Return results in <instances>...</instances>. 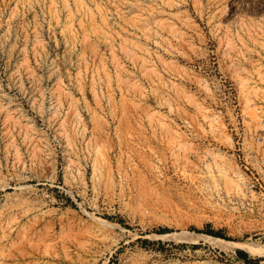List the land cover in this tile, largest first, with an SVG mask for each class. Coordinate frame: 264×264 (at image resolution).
Returning a JSON list of instances; mask_svg holds the SVG:
<instances>
[{"label":"rangeland","instance_id":"obj_1","mask_svg":"<svg viewBox=\"0 0 264 264\" xmlns=\"http://www.w3.org/2000/svg\"><path fill=\"white\" fill-rule=\"evenodd\" d=\"M263 104L264 0H0V264H233L176 235L252 242L210 175Z\"/></svg>","mask_w":264,"mask_h":264},{"label":"built area","instance_id":"obj_2","mask_svg":"<svg viewBox=\"0 0 264 264\" xmlns=\"http://www.w3.org/2000/svg\"><path fill=\"white\" fill-rule=\"evenodd\" d=\"M255 111L256 129L248 130L243 119L229 130L227 128L232 144L233 171L230 176L237 182L241 195L237 192L221 194L220 201L221 210L247 227L243 232L248 235V240L264 244V104L256 106ZM248 256L252 264H264V257ZM233 264L250 263L237 259Z\"/></svg>","mask_w":264,"mask_h":264},{"label":"bare ground","instance_id":"obj_3","mask_svg":"<svg viewBox=\"0 0 264 264\" xmlns=\"http://www.w3.org/2000/svg\"><path fill=\"white\" fill-rule=\"evenodd\" d=\"M132 5L135 6L136 4L134 3ZM137 6L138 5H136V7ZM152 14H154V13H152ZM145 23H146V27L148 25L154 26V27L152 26L149 29V32H148L150 35L149 37H154V35L156 36V32L159 30V28L161 29L163 27V25L158 24V22L156 21V18H154V17H149V18L147 17V19L145 20ZM156 94L160 95L159 93H156ZM250 109H252V108L250 107ZM252 117H253V119L257 120L256 111L255 112L253 111ZM226 141L229 144H231V141L229 138ZM219 156H221V155H219ZM226 165H227V167H220V169L218 168L219 173L217 175H219V177L221 179L218 178L217 175H213V174H211L210 177H211V179L215 180L216 186L218 185V187H216V188L220 189L219 185L224 183L223 186L225 185V189H226L227 194H232L234 192H237V194L241 195V191L237 185V182L230 176V172L233 171V167L229 163H227ZM218 167H219V165H218ZM95 219L99 223H101L100 225H104V226L111 225L110 222H108L104 219H99V218H95ZM176 237L180 238L182 240L188 241V242L201 243V244L207 245L213 249H216V250L223 252V253H226V254L234 253L237 250H242V251L246 252L247 254H249L250 256H252L253 258L264 257V244L257 243V242L230 241V240H226L224 238L216 237L213 235L198 234V233L189 232V231H183L181 233H178L176 235Z\"/></svg>","mask_w":264,"mask_h":264},{"label":"trees","instance_id":"obj_4","mask_svg":"<svg viewBox=\"0 0 264 264\" xmlns=\"http://www.w3.org/2000/svg\"><path fill=\"white\" fill-rule=\"evenodd\" d=\"M207 234L208 235H213V236H220L219 233H215L213 231H208ZM238 256H239L240 259H244V260L248 261L250 264H252V261L249 260V256H248V254L246 252L238 251Z\"/></svg>","mask_w":264,"mask_h":264},{"label":"flooded vegetation","instance_id":"obj_5","mask_svg":"<svg viewBox=\"0 0 264 264\" xmlns=\"http://www.w3.org/2000/svg\"><path fill=\"white\" fill-rule=\"evenodd\" d=\"M219 234H220V235H223L224 233L221 232V233H219ZM223 236H225V234H224Z\"/></svg>","mask_w":264,"mask_h":264}]
</instances>
